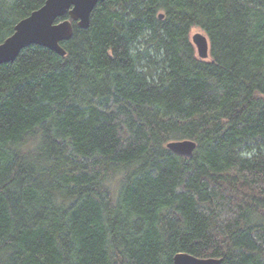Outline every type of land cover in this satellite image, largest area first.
Instances as JSON below:
<instances>
[{"label": "trees", "instance_id": "trees-1", "mask_svg": "<svg viewBox=\"0 0 264 264\" xmlns=\"http://www.w3.org/2000/svg\"><path fill=\"white\" fill-rule=\"evenodd\" d=\"M62 47L0 65V264H264V0H105Z\"/></svg>", "mask_w": 264, "mask_h": 264}, {"label": "water", "instance_id": "water-1", "mask_svg": "<svg viewBox=\"0 0 264 264\" xmlns=\"http://www.w3.org/2000/svg\"><path fill=\"white\" fill-rule=\"evenodd\" d=\"M105 0H46L44 5L20 20L13 33L0 44V65L14 62L25 48L36 45L46 48L60 57L66 56L62 43L73 36V26L85 30L90 25V17L98 3ZM67 17V18H65ZM159 19H163L160 14ZM196 56L201 61L209 59V42L205 34L192 35ZM197 144L192 140L171 141L166 149L172 154L191 159ZM172 264H221V259H201L186 253H177Z\"/></svg>", "mask_w": 264, "mask_h": 264}, {"label": "rangeland", "instance_id": "rangeland-1", "mask_svg": "<svg viewBox=\"0 0 264 264\" xmlns=\"http://www.w3.org/2000/svg\"><path fill=\"white\" fill-rule=\"evenodd\" d=\"M196 32H201V30H199V29H192L191 30V32H190V39H191V37H192V35L194 34V33H196ZM202 33V32H201Z\"/></svg>", "mask_w": 264, "mask_h": 264}]
</instances>
